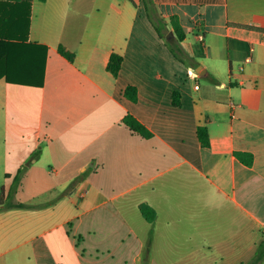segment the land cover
<instances>
[{
  "label": "crops",
  "instance_id": "1",
  "mask_svg": "<svg viewBox=\"0 0 264 264\" xmlns=\"http://www.w3.org/2000/svg\"><path fill=\"white\" fill-rule=\"evenodd\" d=\"M27 1L28 39L7 48L19 82L0 77V264H248L264 240V0H154L187 30V62L144 0Z\"/></svg>",
  "mask_w": 264,
  "mask_h": 264
},
{
  "label": "trees",
  "instance_id": "2",
  "mask_svg": "<svg viewBox=\"0 0 264 264\" xmlns=\"http://www.w3.org/2000/svg\"><path fill=\"white\" fill-rule=\"evenodd\" d=\"M149 18L156 26L158 32L162 37H166L169 31L168 25L174 31V36L167 40V43L172 52L184 62L189 61V54L185 50L182 41L185 39L187 30L180 24L178 17L172 16L166 18L160 12L158 5L154 0H144ZM132 2H135L132 0ZM32 16V3L27 0H0V77L6 76L10 82H19L17 79L12 78L8 71V55L7 48L9 45H14V41H25L28 39L31 25ZM61 52L69 59L73 60L75 54L66 50L61 46ZM123 56L118 53H113L108 63V69L111 70L115 76H118L122 67ZM125 95L132 100L138 98V88L136 86H128L125 90ZM174 103L181 104L179 92H174ZM124 123L134 132L140 133L144 137H151L152 132L141 123L136 117L127 114L124 118ZM198 136L203 146L210 145V136L207 126H199ZM34 157H37L35 154ZM28 164L24 165L16 177V183L25 172ZM73 185V184H72ZM71 185V186H72ZM12 206L26 207L31 206L26 203H15ZM141 210L148 220L155 218V210L147 203L141 204ZM264 261V240L258 245L255 255L248 264H262Z\"/></svg>",
  "mask_w": 264,
  "mask_h": 264
},
{
  "label": "water",
  "instance_id": "3",
  "mask_svg": "<svg viewBox=\"0 0 264 264\" xmlns=\"http://www.w3.org/2000/svg\"><path fill=\"white\" fill-rule=\"evenodd\" d=\"M172 36H174V32L172 30H170L169 33H168V35H167V39L172 38Z\"/></svg>",
  "mask_w": 264,
  "mask_h": 264
},
{
  "label": "built area",
  "instance_id": "4",
  "mask_svg": "<svg viewBox=\"0 0 264 264\" xmlns=\"http://www.w3.org/2000/svg\"><path fill=\"white\" fill-rule=\"evenodd\" d=\"M200 39L203 40V35L200 36Z\"/></svg>",
  "mask_w": 264,
  "mask_h": 264
}]
</instances>
